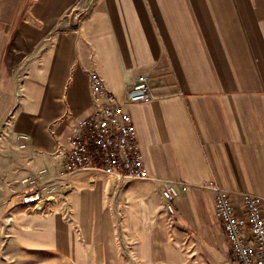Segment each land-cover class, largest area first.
<instances>
[{"label":"crops","instance_id":"1","mask_svg":"<svg viewBox=\"0 0 264 264\" xmlns=\"http://www.w3.org/2000/svg\"><path fill=\"white\" fill-rule=\"evenodd\" d=\"M92 73L119 97L150 76L154 99L128 111L152 179L60 180L54 204L18 206L13 247L70 264H235L208 186L264 197V0H0V149H23L26 176L57 173Z\"/></svg>","mask_w":264,"mask_h":264},{"label":"built area","instance_id":"2","mask_svg":"<svg viewBox=\"0 0 264 264\" xmlns=\"http://www.w3.org/2000/svg\"><path fill=\"white\" fill-rule=\"evenodd\" d=\"M93 108L73 128L68 150L61 151L63 162L57 173L48 178L42 168L37 175L21 180L16 205L39 199L37 210L56 202L59 181L79 172L91 171L115 179L120 184L130 180H150L134 120L128 107L154 99L150 76L140 74L126 95L112 93L97 73L91 74ZM159 181V180H158ZM162 181V180H160ZM163 196L169 213L179 195L174 182L165 181ZM216 192L215 215L231 247L235 264H264V197L247 192L208 186Z\"/></svg>","mask_w":264,"mask_h":264},{"label":"rangeland","instance_id":"3","mask_svg":"<svg viewBox=\"0 0 264 264\" xmlns=\"http://www.w3.org/2000/svg\"><path fill=\"white\" fill-rule=\"evenodd\" d=\"M89 8L77 7L83 16ZM23 149H0V264H70L54 254H32L18 251L11 241V225L18 209L16 205L21 179L30 173ZM25 208V207H24Z\"/></svg>","mask_w":264,"mask_h":264},{"label":"bare ground","instance_id":"4","mask_svg":"<svg viewBox=\"0 0 264 264\" xmlns=\"http://www.w3.org/2000/svg\"><path fill=\"white\" fill-rule=\"evenodd\" d=\"M35 206H39V199H32L23 205L25 208H34Z\"/></svg>","mask_w":264,"mask_h":264}]
</instances>
